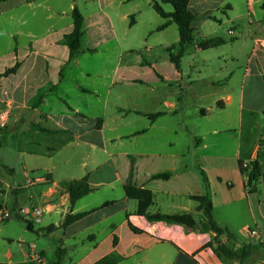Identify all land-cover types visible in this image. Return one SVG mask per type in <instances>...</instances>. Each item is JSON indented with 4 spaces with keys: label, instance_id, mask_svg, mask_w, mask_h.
Instances as JSON below:
<instances>
[{
    "label": "crops",
    "instance_id": "1",
    "mask_svg": "<svg viewBox=\"0 0 264 264\" xmlns=\"http://www.w3.org/2000/svg\"><path fill=\"white\" fill-rule=\"evenodd\" d=\"M155 1H0V23L10 26L0 73L20 63L0 78V113L8 112L0 131L15 132L22 167L16 180L15 167L1 164L8 177L0 178V207L42 208L46 234L62 230L56 254L68 253L72 264L109 256L116 264H240L220 258L210 242L255 243L243 264H264V0H190L195 41L179 67L168 51L180 40L178 26L159 29L166 19ZM75 8L84 37L71 59L63 39ZM210 38L224 43L199 48ZM91 55L108 56L100 68L109 63L112 72L89 70ZM251 161L262 168L253 193L240 167ZM85 177L92 191L71 205L66 185ZM126 186L150 190L152 200L142 204ZM199 195L209 196L223 234L147 218L204 220ZM87 211L64 226L68 214ZM255 227L257 242L249 238ZM38 252L44 264L45 250Z\"/></svg>",
    "mask_w": 264,
    "mask_h": 264
},
{
    "label": "trees",
    "instance_id": "2",
    "mask_svg": "<svg viewBox=\"0 0 264 264\" xmlns=\"http://www.w3.org/2000/svg\"><path fill=\"white\" fill-rule=\"evenodd\" d=\"M163 3L171 4L173 6V11L166 12L162 6ZM189 3L190 0H157L153 5L156 12L166 19V22L159 26V29L167 27L170 22H174L178 26L180 40L177 45L168 48L171 60L177 67L180 66L181 59L185 53L187 46L193 44L195 41L194 24L198 18V14L193 9H191ZM72 17L73 30L64 36L63 42L69 48L70 58L75 59L81 50L82 40L84 37V17L77 8L73 10ZM223 43L224 39L222 38H210L207 40H203L198 44V46L199 48L206 50L212 47H217ZM19 67L20 63H17L13 67L6 69L3 73H0V78L15 73ZM157 115L158 114L152 116ZM243 163L244 162H240L241 170L244 174H248L250 177L248 190L250 193L256 192L258 184L262 177L261 164L258 161H251L248 167H244ZM159 176L166 177L167 174ZM66 189L70 195L71 205H74V203L79 198L87 195L92 191V188L90 187L88 182V177L67 183ZM125 190L128 196L140 200L142 204H146L152 200V193L148 189L135 186H126ZM193 198L199 202V208L201 211H203L204 220L202 221V231H212L215 232L217 236L223 234L225 230L222 229L213 218V206L209 196L199 195L194 196ZM90 212L93 211L81 212L75 215L68 214L65 218L64 226L75 222L76 220L86 216ZM147 218L150 221H165L168 223L184 224L186 226L192 227L193 229H196L199 226L200 222L197 221L191 213L175 215L158 213L154 215H147ZM24 220L27 223V228L29 230H33V222L26 219ZM207 246L213 248L214 252L223 260L239 261L240 264H243L251 256L253 250L257 245L255 243H245L241 247L235 248L230 244L217 242V246L215 247L213 243L210 242ZM117 260L118 258L109 256L103 258L96 264H116ZM55 264H61L60 258Z\"/></svg>",
    "mask_w": 264,
    "mask_h": 264
},
{
    "label": "rangeland",
    "instance_id": "3",
    "mask_svg": "<svg viewBox=\"0 0 264 264\" xmlns=\"http://www.w3.org/2000/svg\"><path fill=\"white\" fill-rule=\"evenodd\" d=\"M169 9H173L172 5H168ZM240 8H243V4L241 3ZM73 21V20H72ZM9 25L0 23V50L7 51V41L4 37V31L9 29ZM163 51L156 50L155 53L159 55V53ZM87 68L89 70L100 69L105 73H111V69L113 68L112 64H105L100 68V60L106 59L108 56L100 55H91L88 56ZM142 57H146L145 52ZM111 62L112 56L110 58ZM15 132H7L1 133L0 131V178L4 181L8 177L7 172L4 168H2L1 164L5 163L8 166L15 167V179L18 180L22 177V167L18 161L15 159ZM49 214L45 213L42 216V222L34 223L33 222V230H29L27 228L26 222L19 220L18 217H14L12 219L7 220L6 222L0 223V227H3L2 232L0 233V264H35L30 261V245H35V251L38 252L40 249L45 250V263L44 264H55L58 259L62 261V264H72L73 258L69 256L68 253H64L61 255L56 254V249L62 246L61 240L62 230H55L52 235L46 234V230L50 226V222H43L44 217H47ZM53 222L57 221V216L55 214L51 215ZM199 228L202 229V221L199 220ZM198 228V227H197ZM27 232V235H19L20 233ZM42 232H45L44 234ZM9 234L13 235L10 237ZM24 238V239H23ZM54 248V250H53ZM11 251V255L8 252Z\"/></svg>",
    "mask_w": 264,
    "mask_h": 264
},
{
    "label": "built area",
    "instance_id": "4",
    "mask_svg": "<svg viewBox=\"0 0 264 264\" xmlns=\"http://www.w3.org/2000/svg\"><path fill=\"white\" fill-rule=\"evenodd\" d=\"M8 120V112L2 111L0 113V125L4 126ZM250 162H244L243 166L248 167ZM17 214L22 216L24 219L29 220L34 223H40L42 221V216L44 210L39 207L29 208V207H20L17 212H14L6 207H0V223H3L9 219L14 218ZM262 235V230L258 227L252 228L249 230V238L255 242L260 239ZM30 258L35 264H43L44 258L40 252H37L31 246Z\"/></svg>",
    "mask_w": 264,
    "mask_h": 264
}]
</instances>
